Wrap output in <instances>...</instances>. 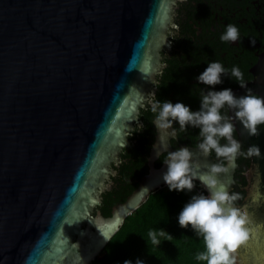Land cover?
<instances>
[{"label":"water","instance_id":"1","mask_svg":"<svg viewBox=\"0 0 264 264\" xmlns=\"http://www.w3.org/2000/svg\"><path fill=\"white\" fill-rule=\"evenodd\" d=\"M210 62L228 74L214 87L197 80ZM201 89L264 97V0H0V264H89L167 186V152L200 142L177 122L158 142L153 94L195 112ZM235 126L244 155L221 179L250 219L237 264H264V125Z\"/></svg>","mask_w":264,"mask_h":264},{"label":"clouds","instance_id":"2","mask_svg":"<svg viewBox=\"0 0 264 264\" xmlns=\"http://www.w3.org/2000/svg\"><path fill=\"white\" fill-rule=\"evenodd\" d=\"M239 38V30L233 24H228L220 37L223 42L233 43ZM251 43L255 44V41ZM168 46L171 47L170 44ZM222 76H228L223 65L210 62L197 80L200 84L214 87L222 83ZM231 77L240 82L241 88H247L238 67L231 69ZM200 99V110L193 112L180 102H160L153 94L151 112L156 115L152 123L158 133V142L166 137H176L174 122L179 124L180 131H187L189 126L200 130V142L195 150L180 147L167 152L163 160L167 170L162 174V179L170 191L193 192L196 188L194 181L197 180L207 190V195H193L178 216L181 228L191 227L196 235L203 238L205 250L199 252L196 259L207 264H237V250L250 239V219L245 209L235 206L242 196L230 193L227 182L221 176L234 169L237 157L244 155L241 142L234 137L237 131L235 122L238 121L249 136L260 135L259 127L264 125V97L253 94L251 89H247L246 94L239 98L231 89L207 92L201 89ZM225 108L232 114H222ZM140 127L143 128V125ZM222 140L226 142L222 144ZM156 146L153 147L159 158ZM213 152L220 162H202L201 158L206 161ZM247 156H261L259 146H249ZM159 232L160 235L165 234L163 230ZM149 235L157 243L156 232L150 231ZM124 264L132 262L125 261ZM136 264H143V261L138 259Z\"/></svg>","mask_w":264,"mask_h":264},{"label":"trees","instance_id":"3","mask_svg":"<svg viewBox=\"0 0 264 264\" xmlns=\"http://www.w3.org/2000/svg\"><path fill=\"white\" fill-rule=\"evenodd\" d=\"M193 191L197 192L195 188ZM190 192L170 191L168 187L150 194L127 216L117 232L89 264H124L139 259L143 264H207L196 255L205 250L203 238L191 227L179 226L178 216L190 201ZM159 230L165 231L160 235ZM156 232L154 243L149 235Z\"/></svg>","mask_w":264,"mask_h":264},{"label":"rangeland","instance_id":"4","mask_svg":"<svg viewBox=\"0 0 264 264\" xmlns=\"http://www.w3.org/2000/svg\"><path fill=\"white\" fill-rule=\"evenodd\" d=\"M195 194H198L197 192H195V191H193V192H190L189 193V199H191V197L193 196V195H195Z\"/></svg>","mask_w":264,"mask_h":264}]
</instances>
